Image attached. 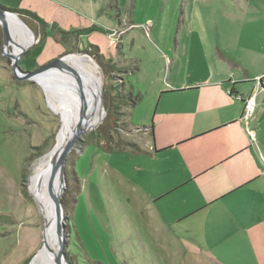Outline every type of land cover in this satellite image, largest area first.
<instances>
[{"label":"rangeland","instance_id":"1","mask_svg":"<svg viewBox=\"0 0 264 264\" xmlns=\"http://www.w3.org/2000/svg\"><path fill=\"white\" fill-rule=\"evenodd\" d=\"M0 8L33 38L18 56L16 76L0 26V264H30L43 248L45 221L28 181L61 127L44 87L25 76L71 54L92 64L104 118L79 135L64 163L58 236L65 263L264 264L263 245L255 247L261 258L253 259L243 252L247 241L230 240L229 217L225 226L216 222L220 205L175 225L162 223L156 214L171 221L200 199L182 190L154 202L177 184L181 166L173 153L153 160L138 152L150 149L154 91L167 81L217 79L219 69L233 77L264 71V0H0ZM134 64L139 69L133 71ZM108 65L113 72L102 68ZM51 69L64 79L63 69ZM249 84L242 86L246 96ZM257 92L251 95L263 108L257 105L261 119L251 126L260 125L255 134L263 135L264 150V91ZM247 134L254 140L250 128ZM121 140L140 150L118 147ZM255 198L245 194L244 201L225 203L235 212L248 210Z\"/></svg>","mask_w":264,"mask_h":264},{"label":"crops","instance_id":"2","mask_svg":"<svg viewBox=\"0 0 264 264\" xmlns=\"http://www.w3.org/2000/svg\"><path fill=\"white\" fill-rule=\"evenodd\" d=\"M246 73L233 77L230 70L219 69L217 79L167 81L156 89L150 149L138 152L148 153L153 160L173 153L181 166V170L175 168L177 184L155 196L154 202L182 190L190 198L200 199L195 208L184 210L171 221L156 214L162 223L177 224L220 205L221 209L215 211L221 213L216 222L225 226L228 216L234 229L230 240L238 244L247 241L244 254L260 259L261 253L257 256V252L261 250L255 247L264 246V150L263 135L260 133L257 138L255 134L260 125L255 128L251 123L258 124L262 112L258 122L256 110L252 117H244L243 102L236 95L246 98L254 89L264 91V71L253 76ZM247 82L252 90L246 96L241 91ZM167 100L172 102L169 108ZM248 128L253 131L254 140L248 136ZM245 194L256 196L253 202H247L248 210L240 208L235 212L225 203L229 199H242ZM182 242L197 250L194 245Z\"/></svg>","mask_w":264,"mask_h":264},{"label":"bare ground","instance_id":"3","mask_svg":"<svg viewBox=\"0 0 264 264\" xmlns=\"http://www.w3.org/2000/svg\"><path fill=\"white\" fill-rule=\"evenodd\" d=\"M6 23L9 29L6 47L12 57H18L22 50L32 43L33 38L26 25L17 17H6ZM63 62L73 70L62 67ZM56 64L63 69L64 79L54 75L51 68L49 71L53 73V77L48 78L47 72L34 77L44 87L49 102L53 100L51 106L60 116L61 127L53 149L38 158L29 175V190L41 207L46 220L43 248L36 253L30 264H57L52 251H56L61 247L60 244L62 245L58 236L61 211L57 203H51L58 186L54 170L64 145L80 118L83 116L82 133L97 126L104 118V109L100 101L101 83L89 59L84 55L71 54L56 61ZM53 87L58 88L59 92L54 91Z\"/></svg>","mask_w":264,"mask_h":264},{"label":"water","instance_id":"4","mask_svg":"<svg viewBox=\"0 0 264 264\" xmlns=\"http://www.w3.org/2000/svg\"><path fill=\"white\" fill-rule=\"evenodd\" d=\"M6 17L7 18H14V15L12 13H10L9 11H6L2 8H0V26L2 28V32H3V53L4 55L10 57L12 59V69L15 73L16 76L17 75V69H18V65H17V60L18 57H12L9 52L8 49L6 47V40L8 39L9 36V29H8V25L6 23ZM50 68H55L56 70H60V66H58L56 64V62H50L49 64L35 70L32 72H28L27 75L25 77L27 78H34L37 74H40L42 72H46L48 71ZM87 104H86V108L87 109ZM82 123H83V116L80 118L77 126L75 127V129L73 130V132L70 134L68 140L66 141L64 148L62 150L61 155L58 158L55 170H54V176L55 179H57L58 182V186H57V192L54 195L53 199L51 200L52 204H58L59 205V209L61 211V206H60V202H61V196L64 192V186H65V175H64V163L66 160V156L68 155L69 151L73 148L75 142L77 141V139L79 138V135L82 133ZM45 223H44V231L46 228V220L44 219ZM60 248H58L56 251L51 249V247H49L51 250H53L52 252H54V258L56 260L57 264H66L64 257L62 255V245L60 244Z\"/></svg>","mask_w":264,"mask_h":264},{"label":"trees","instance_id":"5","mask_svg":"<svg viewBox=\"0 0 264 264\" xmlns=\"http://www.w3.org/2000/svg\"><path fill=\"white\" fill-rule=\"evenodd\" d=\"M92 48H94V47H92ZM93 54H94V56H97L98 54L97 53H95V52H92ZM114 64V63H113ZM113 66L114 65H108L107 67H102V68H104L105 69V71H107V73H111V72H113V70H112V68H113ZM137 69H139V67H138V65L137 64H134L133 65V68H132V70L133 71H135V70H137ZM129 94H132L131 92H129ZM111 115V114H110ZM113 123L115 124V122L113 121ZM111 127H112V125L111 124H109V125H107V129H111ZM149 133H150V136H152V127L150 126L149 128ZM122 142H119L118 141V147H120V148H125V147H129L131 150H134V151H138V150H140L138 147V145L135 143V142H133V141H128V140H121Z\"/></svg>","mask_w":264,"mask_h":264},{"label":"built area","instance_id":"6","mask_svg":"<svg viewBox=\"0 0 264 264\" xmlns=\"http://www.w3.org/2000/svg\"><path fill=\"white\" fill-rule=\"evenodd\" d=\"M252 95H249L246 98H243L240 95H236L237 99L243 102V110H244L243 116L245 117L253 116L254 110L258 105V101ZM263 106H264V102H263Z\"/></svg>","mask_w":264,"mask_h":264}]
</instances>
